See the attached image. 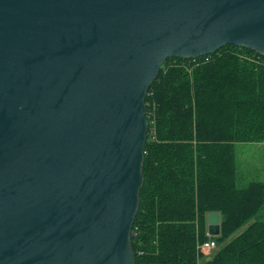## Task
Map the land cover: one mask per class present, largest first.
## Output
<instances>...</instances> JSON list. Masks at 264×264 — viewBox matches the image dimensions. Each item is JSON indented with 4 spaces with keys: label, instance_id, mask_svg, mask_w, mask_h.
I'll use <instances>...</instances> for the list:
<instances>
[{
    "label": "water",
    "instance_id": "95a60500",
    "mask_svg": "<svg viewBox=\"0 0 264 264\" xmlns=\"http://www.w3.org/2000/svg\"><path fill=\"white\" fill-rule=\"evenodd\" d=\"M228 44L264 55V0H0V264H135L147 90Z\"/></svg>",
    "mask_w": 264,
    "mask_h": 264
},
{
    "label": "trees",
    "instance_id": "16d2710c",
    "mask_svg": "<svg viewBox=\"0 0 264 264\" xmlns=\"http://www.w3.org/2000/svg\"><path fill=\"white\" fill-rule=\"evenodd\" d=\"M135 264H264V181L238 186L236 143L264 142V55L236 45L168 57L146 96ZM220 213V234L207 214ZM211 238L209 256L197 244Z\"/></svg>",
    "mask_w": 264,
    "mask_h": 264
},
{
    "label": "rangeland",
    "instance_id": "374dc122",
    "mask_svg": "<svg viewBox=\"0 0 264 264\" xmlns=\"http://www.w3.org/2000/svg\"><path fill=\"white\" fill-rule=\"evenodd\" d=\"M236 163L238 173V186H243L251 180L264 181V142L236 143ZM256 219L264 220V207L245 226L233 232L229 239L237 236L249 223ZM218 246L213 249L216 251Z\"/></svg>",
    "mask_w": 264,
    "mask_h": 264
},
{
    "label": "built area",
    "instance_id": "2783aa9c",
    "mask_svg": "<svg viewBox=\"0 0 264 264\" xmlns=\"http://www.w3.org/2000/svg\"><path fill=\"white\" fill-rule=\"evenodd\" d=\"M216 246V241L208 238L207 240L199 242L197 244V251L203 256H209L212 253L213 249L216 248Z\"/></svg>",
    "mask_w": 264,
    "mask_h": 264
},
{
    "label": "crops",
    "instance_id": "0c3cea01",
    "mask_svg": "<svg viewBox=\"0 0 264 264\" xmlns=\"http://www.w3.org/2000/svg\"><path fill=\"white\" fill-rule=\"evenodd\" d=\"M236 160H237V158H236ZM249 182V181H248Z\"/></svg>",
    "mask_w": 264,
    "mask_h": 264
}]
</instances>
